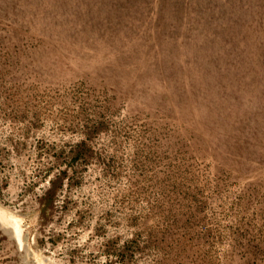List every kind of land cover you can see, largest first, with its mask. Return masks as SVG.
<instances>
[{"label":"rangeland","instance_id":"1","mask_svg":"<svg viewBox=\"0 0 264 264\" xmlns=\"http://www.w3.org/2000/svg\"><path fill=\"white\" fill-rule=\"evenodd\" d=\"M0 264H264V0H0Z\"/></svg>","mask_w":264,"mask_h":264},{"label":"trees","instance_id":"2","mask_svg":"<svg viewBox=\"0 0 264 264\" xmlns=\"http://www.w3.org/2000/svg\"><path fill=\"white\" fill-rule=\"evenodd\" d=\"M61 184V180L59 181H51V186L48 189V191L45 194V201L47 203H50L53 199L54 194L56 193L57 188L59 187V185Z\"/></svg>","mask_w":264,"mask_h":264}]
</instances>
